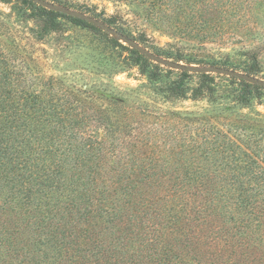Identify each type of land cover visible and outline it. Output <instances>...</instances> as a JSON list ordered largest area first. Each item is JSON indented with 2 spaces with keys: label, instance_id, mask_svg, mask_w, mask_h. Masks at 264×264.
Listing matches in <instances>:
<instances>
[{
  "label": "trees",
  "instance_id": "16d2710c",
  "mask_svg": "<svg viewBox=\"0 0 264 264\" xmlns=\"http://www.w3.org/2000/svg\"><path fill=\"white\" fill-rule=\"evenodd\" d=\"M16 1L31 10L23 21L37 28L30 27L36 38L60 31L65 18L106 36L151 82H159L160 69L176 72L157 88L161 98L205 99L229 112L207 126L209 117L198 110L155 112L182 129L199 123L195 134L175 127L159 140L154 127L136 131L151 109L117 94L71 93L82 100L78 105L55 88V77L24 72L34 58L0 37V264H264V118L242 111L264 86L170 68L85 19ZM50 1L90 14L163 57L262 77L260 46L245 53L241 69L225 60H183L148 46L143 32L131 34L115 15ZM128 1H147L160 21L183 34L242 16L225 8L227 0ZM216 75L237 83L229 103L218 101ZM26 78L45 80V88L25 85ZM129 114L138 118L130 122Z\"/></svg>",
  "mask_w": 264,
  "mask_h": 264
},
{
  "label": "rangeland",
  "instance_id": "374dc122",
  "mask_svg": "<svg viewBox=\"0 0 264 264\" xmlns=\"http://www.w3.org/2000/svg\"><path fill=\"white\" fill-rule=\"evenodd\" d=\"M74 4L75 7L85 11L100 12L102 16L115 15L118 24L123 26L133 35L143 32L147 38L148 46H157L171 56L179 54L183 60L187 58L226 61L239 69L243 68L246 60V52L257 46L261 47L262 71L264 77V0H227L225 8H237L242 16L235 14L230 21H220L221 25L206 27L188 34L177 33V27L160 21L147 1L128 0H61ZM223 2V0H221ZM209 2H215L209 0ZM237 4V6H233ZM77 5V6H76ZM88 8H92L89 10ZM31 12L21 2L12 0L9 3L0 2V37L13 39L25 49V56L33 57L35 64L30 61V66H22L24 72L34 71L45 74L46 78H56L53 85L59 92L74 100L78 105L82 101V92L94 93L101 96L117 94L123 96L128 104H140L150 110V116H144L142 123H138L139 132L145 127H154L151 134L161 140V133L169 134L175 127L187 130V133L195 134L198 122H192L189 128L182 129V125L168 124L162 119L154 118L153 114L167 110H198L209 119L212 124H221L222 115H228L229 111L220 112L216 105L208 103L205 99H173L167 100L157 94V88L176 77L174 71L160 69L159 82H151L145 74L140 73L138 65L132 64L126 51L110 45L106 36L87 27L76 25L65 18H61V30L52 32L42 39L34 36L30 27L35 26L23 21L24 16ZM1 43V42H0ZM13 62L18 63L15 54ZM183 62V61H181ZM197 65V64H195ZM151 66V64H150ZM199 66V65H197ZM29 75V74H28ZM30 80V81H29ZM195 76L189 79V84H195ZM219 102L229 103L233 93L237 89V83L223 75L214 77ZM28 81V82H27ZM45 80L26 78L25 85L32 82L36 88H45ZM81 90V91H80ZM81 92V93H80ZM79 94L74 97L72 94ZM259 95L252 98V107H245L244 112L258 110L264 118V90L258 91ZM89 101V99H85ZM83 103V102H81ZM234 108V111H237ZM233 115V114H232ZM132 114L127 115L129 118ZM138 118L137 116H132ZM227 116V119H231ZM130 122L132 118H129ZM136 133V132H132ZM182 135L184 132L182 131Z\"/></svg>",
  "mask_w": 264,
  "mask_h": 264
},
{
  "label": "water",
  "instance_id": "95a60500",
  "mask_svg": "<svg viewBox=\"0 0 264 264\" xmlns=\"http://www.w3.org/2000/svg\"><path fill=\"white\" fill-rule=\"evenodd\" d=\"M32 1L38 4H41L47 8L60 11L68 15L76 16V17L85 19L93 24H96L102 27L104 30L110 32L112 35L118 36L120 40H122L124 43L129 44L131 47L136 48L139 52L143 53L146 57L154 60L155 62L166 65L170 68H175V69H180V70H189V71L218 72L221 74L236 76L238 78L245 79L246 81H249L251 83L264 86V78L254 76L248 73H244V72L232 69V68H226V67H220V66H214V65L197 66L195 64L184 63L181 61H176V60L158 55L154 53L153 51H151L150 49L139 44L136 40L117 32L115 29L111 28L110 26L100 21L96 17L91 16L90 14L84 13L82 11H78V10L66 7L62 4H58L50 0H32Z\"/></svg>",
  "mask_w": 264,
  "mask_h": 264
}]
</instances>
